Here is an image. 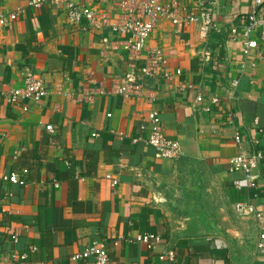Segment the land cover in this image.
<instances>
[{"label": "crops", "instance_id": "1", "mask_svg": "<svg viewBox=\"0 0 264 264\" xmlns=\"http://www.w3.org/2000/svg\"><path fill=\"white\" fill-rule=\"evenodd\" d=\"M28 1L0 0L4 14L24 9L0 27V264H23L11 254L30 245L37 247L32 264H94L92 257L71 260L93 240L106 242L109 264H264V240L257 246L264 216L239 217L234 208L243 200L264 214V58L246 57L242 39L230 32L241 29L251 0H174L180 13L198 12L205 21H158L148 46L162 49L172 75L147 81L153 101L113 92L116 80L145 64L143 54L131 67L123 37L71 26L60 11ZM102 9L116 18L114 5ZM104 37L114 42L106 52ZM28 72L40 75L49 92L41 103L24 101V110L1 90L20 85ZM150 110L180 142L179 158H158L152 146L131 142ZM240 149L263 154L253 181L230 170ZM86 150L97 152L95 162ZM88 162L96 168L82 175ZM69 169L79 177L71 202L68 181L58 177ZM12 173L25 183L10 182ZM144 232L161 242L114 243ZM168 250L174 259H160Z\"/></svg>", "mask_w": 264, "mask_h": 264}, {"label": "built area", "instance_id": "2", "mask_svg": "<svg viewBox=\"0 0 264 264\" xmlns=\"http://www.w3.org/2000/svg\"><path fill=\"white\" fill-rule=\"evenodd\" d=\"M264 0H251L248 13L245 15L241 29L238 26H232L230 32L234 37L242 39L244 55L255 56L257 60L264 58V13L262 12ZM112 4L117 9L116 18L102 9L103 5ZM43 5H49L60 11L71 26L81 27L83 29H93L95 31L108 30L116 36L123 37L121 41L122 49L126 52L130 60L131 67H135L136 62L144 54L145 64L136 74L133 69L122 75L115 81L113 92L127 98H141L147 96L151 101L154 100V93L147 85L150 79L169 78L172 74L167 70V61L162 49L155 46H148V39L154 31L158 21L161 18L168 17L171 22L177 26L190 23L204 22V15L194 11H184L180 13L178 5L174 0H29L28 6L40 8ZM24 9L19 8L14 12L4 14L0 11V27L6 24L7 20H16L19 13ZM85 22V25H82ZM104 52L112 47V42L107 37L102 38ZM180 73L177 69L176 74ZM239 79H232L230 93L234 94ZM48 86L40 75L28 72L21 80V84L11 89H2L1 95L12 104L20 105L22 109L27 110L28 106L24 101H33L41 103L48 95ZM91 94L87 98H91ZM201 96H197L201 100ZM212 103H218L219 97L211 99ZM22 103V104H21ZM228 121L234 124V113L229 111ZM110 116V114H108ZM47 130L52 131L51 125L46 126ZM120 139L126 134L123 131H113ZM235 140L241 143L239 131H234ZM132 143L143 142L150 145L155 150L158 158L177 159L182 154V146L179 141L169 138L161 123L160 114L156 110H150L146 119L142 122L136 134L131 137ZM258 144V141H254ZM263 154L259 151H240L230 157L229 167L231 171L241 170L245 173L247 181H253L256 175L252 170L257 169ZM27 169L23 170L26 173ZM107 178L112 180L115 186L118 180L110 174ZM8 180L12 183L24 184L25 181L17 173H12ZM58 186V182L54 183ZM235 212L239 217H261L264 216L257 211L250 202L238 200L234 203ZM257 246L263 247L264 228L262 229ZM12 242H18V234L10 235ZM121 241L127 243H142L147 248H154L161 242V236L153 233H138L135 235H119L115 240V245ZM37 250V247L30 245L26 250L19 253H12L11 258L19 260L23 264H32L31 255ZM174 251L168 250L162 253L159 258L170 260L174 259ZM92 257L94 264H109L110 255L106 242L104 240H93L84 250L74 253L71 256L72 261L87 259Z\"/></svg>", "mask_w": 264, "mask_h": 264}, {"label": "trees", "instance_id": "3", "mask_svg": "<svg viewBox=\"0 0 264 264\" xmlns=\"http://www.w3.org/2000/svg\"><path fill=\"white\" fill-rule=\"evenodd\" d=\"M85 155L87 158H93L94 162L97 160V152L94 150H86ZM86 170L82 175L91 174L93 170H95L96 166L93 163H85ZM81 175V176H82ZM58 177L63 180H67L70 185V192L68 195V201L71 202L72 200L77 198V189L79 184V177H76V173L74 169H69L65 172H61L58 174ZM76 191V192H74Z\"/></svg>", "mask_w": 264, "mask_h": 264}]
</instances>
